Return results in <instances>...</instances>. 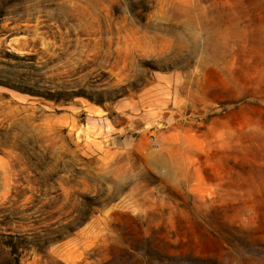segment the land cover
<instances>
[{"label": "rangeland", "instance_id": "obj_1", "mask_svg": "<svg viewBox=\"0 0 264 264\" xmlns=\"http://www.w3.org/2000/svg\"><path fill=\"white\" fill-rule=\"evenodd\" d=\"M0 264H264V0H0Z\"/></svg>", "mask_w": 264, "mask_h": 264}]
</instances>
